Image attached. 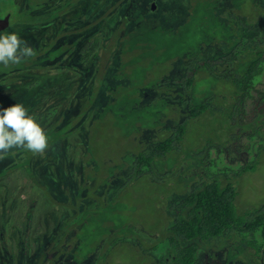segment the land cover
<instances>
[{
    "label": "trees",
    "instance_id": "16d2710c",
    "mask_svg": "<svg viewBox=\"0 0 264 264\" xmlns=\"http://www.w3.org/2000/svg\"><path fill=\"white\" fill-rule=\"evenodd\" d=\"M154 1L156 2H150L148 8H152L146 13L144 2L139 4L136 0H97L96 7L88 9V6H84L83 9V12L87 9V14L91 10H98L95 24L86 15L80 14L79 19L72 16L77 32L81 31L83 25L90 29L96 25V30L88 37L86 44V49L88 47L95 60L85 66L87 75L82 74L81 77L87 84H82L76 94L80 95L86 106L78 116L69 118L61 130L67 126L68 130L73 128L83 119V113L87 118L90 117L89 121L94 120L89 126L91 134L87 150L91 161L89 165L86 164L92 175L91 182L82 178L70 184H61L60 177L56 176V167H59V163L67 155L70 144L57 150L47 147L42 156L28 151L29 159L24 156L25 150L21 153L12 149L3 154L0 157V179L22 169L29 177L26 184L28 187H24V191L30 195V203L28 214L23 216L22 220L17 221L16 211L11 217L16 220L11 228L8 227L10 233L7 238L0 242L7 245H0L1 264H13L15 255L20 257L16 259L15 264H120L119 258L122 257L127 244L134 246L142 264H197L202 247H207L204 243L221 236L226 238L227 232L232 228L253 236L261 235L263 243L255 240L249 243L259 252L264 251V205H260L254 214H251V209L240 210L238 198L241 192L231 177L234 172L235 178H240L249 171L254 172L261 162L258 158L264 159V144L258 141L259 137L264 138V89L259 87L264 77V28L255 31L257 25L264 24V1L256 0V9L249 0H246L244 5L243 0H235L234 5L229 7L224 6L225 0H186L183 15L187 18L180 21L184 17H179L171 22L162 19L153 9L151 3ZM65 3L62 2L63 8L59 9V13L54 9L55 15L60 16L68 10L69 4L64 5ZM209 3L214 4L213 15L216 19L211 22L213 26L215 22H221L214 27L227 29L226 35L220 36L216 33L215 55L200 52L203 48L195 52L188 50L184 54L187 44L181 41L179 53H173L167 60L157 56L158 45L171 47V41H163V37L171 39L180 36L182 33L179 31L185 23L190 18L195 19L197 14L207 12ZM137 4L140 14L137 13L136 18L132 13L124 16L123 11H134ZM248 6L256 11L259 9V17L251 19L246 16ZM237 14L242 15L239 17ZM110 15L112 22L108 23L106 17ZM235 17H238V20ZM162 22L166 24L165 27L161 25ZM64 24L66 28L68 25L66 22ZM16 28L17 25L13 30ZM4 33L5 30L0 32V35ZM158 33L161 40L156 43L154 37ZM230 46L232 53L225 58L223 55L229 51ZM24 60L30 63L29 65L40 64L35 61V56ZM144 61H152L150 68L154 69L157 65L159 70L148 76L151 80L140 89L141 92H133L135 86L131 87L130 71L141 69ZM227 64L233 67L229 71L226 70ZM25 66L28 65L9 64L5 67L0 64V109L23 103L29 115L41 125L45 118L35 113L33 115L26 105V87L28 86L27 95L31 97V101L42 103L48 101L43 100V95L47 92L41 93L39 88H35L39 79H65L69 85L61 86L59 83L57 87L59 86L60 93L66 96L70 82L78 80L79 77L77 74H71L72 70L65 66H58L56 75L41 73L29 76L26 73L25 76ZM176 70L179 73L176 75L177 80L173 81L179 83L186 91L191 89V93L196 81L201 83L205 76L215 79L227 78L232 86L234 98L221 95L224 92L222 89L216 90H221L216 92L218 94H208L203 98L181 95L175 87V82L169 78ZM48 86V89H52L56 84L50 82ZM84 87L86 90L82 92ZM40 94L42 98L39 99L37 97ZM96 98L98 102L92 106L91 102ZM215 99L232 100L230 104L223 106V111L227 112L228 109L223 118V131H230L231 135L224 141L228 146L211 142L205 149L193 154L186 153L184 138L198 123H201L203 130L211 129L219 133L220 128L216 126L222 113L218 107L209 105ZM62 107L65 105L62 104ZM48 114L49 118L53 117L52 112L43 113L46 116ZM111 115H116L119 120L105 124L106 127L99 124ZM95 122L97 124L94 126ZM54 125L58 127L59 124ZM110 127L121 133L119 139L122 140L116 138L114 141L123 145L127 153L120 162H115L119 164L116 166L111 165L113 160H97L92 146L94 141L105 145L106 140L110 139ZM59 131H56L54 138L51 137L54 130L45 132L47 137H50L48 146L70 136L66 132L59 135ZM142 131L145 136L151 133V137L155 139L152 146L140 141ZM235 137L249 138L243 149L245 154L237 156L234 151L235 146L232 145L236 143ZM242 140L240 139V142ZM213 152L217 153L216 156ZM247 152L254 153L255 156ZM68 154H71L70 150ZM218 154H223L230 160L244 161L246 164L235 171L229 163L223 165V168L220 167L218 174L213 173V168H219V159L222 158ZM176 158L180 163L173 165L172 161ZM12 162L18 164L14 171H11ZM176 174L180 178L189 176L186 181H189L191 186L190 193L181 197L174 193L171 195L174 202L171 210L174 216L169 233L155 241L151 236L145 238L144 224L132 220L131 214L128 216L126 213L124 197L134 195L136 189L138 193L164 194L165 191L159 192L157 188L166 190L173 187L171 180L180 179L176 178ZM40 179L44 183H41ZM38 183L44 184V187L50 190L52 202L39 204L42 188ZM4 207H1V212H6ZM243 213L246 215L241 216ZM2 215L4 216V213ZM126 217L127 221H123ZM34 218L37 221H34ZM107 224L110 227H104ZM160 241L168 242L171 249L169 255L164 256L158 251ZM78 247L82 251L81 254L73 252V249Z\"/></svg>",
    "mask_w": 264,
    "mask_h": 264
},
{
    "label": "rangeland",
    "instance_id": "374dc122",
    "mask_svg": "<svg viewBox=\"0 0 264 264\" xmlns=\"http://www.w3.org/2000/svg\"><path fill=\"white\" fill-rule=\"evenodd\" d=\"M122 1V0H121ZM159 1V2H158ZM154 1L152 4L156 5L155 11H157L160 14V17L164 20H169L170 22L179 17H184L183 13L185 12V5L187 4L186 0H158ZM226 1H231V0H226ZM246 0L242 1L245 3ZM253 5L257 7L256 0H249ZM253 1V2H252ZM264 1V0H261ZM10 0H0V4L3 5L7 9H13L15 8V5ZM38 3H41V0L37 1ZM101 2V1H100ZM137 3H145L146 7V13L150 11L148 8L150 6V2L152 0H136ZM239 2V0H237ZM103 3V2H101ZM248 3V2H247ZM139 4H137V9L134 11H123L124 16H128V14H133V17L136 18V14H140L138 9H140ZM211 6V7H210ZM214 4H210L207 7V12L205 11L204 13L197 14L194 18L195 19H189L188 22L185 23L183 28L179 31L182 33L180 36L174 37V38H167L163 37V41L170 40V46H163V45H158L157 50H156V55L160 56L162 59H168V57L172 56L173 53H179L180 52V47L182 45V42H185L187 44L186 50L184 54L188 50L192 51H198L201 50L202 48H205L211 56L215 55L214 52V47H215V42L214 38L216 36V33L220 36L226 35L227 34V29L224 27H218L215 28L214 26H218L219 23L221 22H215L214 26L211 23L213 20L216 18L214 17V10H213ZM224 6L229 7L230 4L226 3ZM42 10V9H40ZM87 10V9H86ZM86 10L84 11L85 15L87 16L88 14L86 13ZM209 10V11H208ZM260 10L256 11L253 7L247 8V11L245 12V15L250 17L251 19H255L259 17ZM239 17H241L242 14H237ZM187 17L185 16L183 19L180 21L186 19ZM109 20V21H108ZM106 21L112 22V18L106 17ZM253 21V20H251ZM180 23V22H179ZM164 27L166 24L164 22L161 23ZM264 28V24L258 26L255 28V31H257L259 28ZM19 28H16L14 30H10L9 33H17L19 37L24 40V33L23 32H17ZM5 32V34H9ZM159 33L154 37V41L156 43L160 42L161 38L158 37ZM160 39V40H159ZM182 39V40H180ZM181 43V45H180ZM180 46V47H179ZM160 52L159 54H157ZM183 54V55H184ZM25 60H22L21 63L19 64L20 66L24 65H29L30 63L24 62ZM153 61V60H152ZM152 61H144L142 63V68L137 70L133 69L131 70V87L134 85L135 89H132L133 92H141L140 89L144 87V85L148 82H150V78L148 76L156 71L159 70L158 66L156 65L154 69H151V62ZM138 65H136L137 67ZM166 67V66H165ZM162 70H165V68H162ZM227 70V69H226ZM173 71V70H172ZM171 71V72H172ZM44 71H42L43 73ZM47 71L45 72V74ZM178 73V70L172 72V76H176ZM207 76H205L206 78ZM204 78V79H205ZM230 82L226 80L223 84H219L218 81L215 79H212L209 77L208 79H205L202 81L201 87L202 89H207L208 91L204 93L205 97L208 94L220 92L216 91L219 89L224 90L226 93H232V86L229 84ZM62 85L65 84V81H62ZM261 89H264V79L262 83L259 86ZM39 91V90H38ZM47 92L46 94L43 95V100H48V101H43L42 103H37L35 101L32 102V105L34 106L35 114L39 115L41 118L47 119L48 115H43L47 110H51L54 108V98L55 94H51L52 92H48L46 90L41 91V93ZM218 94V93H216ZM37 98H42V95L40 94ZM253 108V107H251ZM223 112V110H222ZM228 112V109H227ZM33 113V115H34ZM224 114L219 115L217 126L220 128L219 133H217L215 130L212 131L211 129H202L201 123H198L197 126L191 131L187 133L186 137L184 138L183 145L185 146V152H198L201 149L207 148L208 144L211 142L215 144H225L231 135L230 131H223V118ZM119 119L116 118V115H111L107 116L105 120H103L101 123L102 126L106 127V125H109V123H114L118 121ZM85 124V123H84ZM88 124V122L86 123ZM97 124L95 122L94 126ZM219 124V125H218ZM191 125V123H189ZM41 126V125H40ZM42 127V126H41ZM43 129V127H42ZM69 127H65L63 130L59 131L61 134L59 135H64L65 132H70V134H73L72 129L68 130ZM202 129V130H201ZM188 130H186L187 132ZM58 132V133H59ZM224 132V133H223ZM145 132L142 131L140 135V141L143 143H147L149 146H152L155 143V139L151 137V133L148 136L144 135ZM121 133L114 128L108 130V138L109 140H106L105 145H101V142L99 141H94L92 143V146L95 151V158L97 160L103 161V160H113L111 165H119L115 162H120L124 157H126L127 153H125V147L123 145H119L116 143V138L119 139ZM49 137V136H48ZM50 138V137H49ZM119 140H122L119 139ZM246 141V139H244ZM120 142V141H119ZM149 142V143H148ZM220 142V143H219ZM200 143V144H199ZM71 144V138L70 142ZM69 144H61V147L64 145H69ZM197 144V145H196ZM195 145V146H194ZM198 146V147H197ZM147 149V148H146ZM24 149H16L17 152H23ZM28 151L25 150L24 156H27L29 159V155L27 154ZM214 155L216 156L217 153L213 152ZM219 156H222L220 158V163H219V168H213V173L218 174L220 172V167L223 168V165L231 163V165L234 167L235 171L239 170L240 166H244L246 163L241 160H230L228 157H226L223 154H218ZM93 156V155H92ZM261 162L257 161L258 165L255 171L247 172L244 175H242L240 178H235V172L233 173L232 177V182L235 183L237 189L240 190L241 194L238 198V203H239V209L243 210L244 208L246 209H251V214H254L259 208L260 205H264V159H260ZM212 161V160H211ZM180 163L179 159H173L172 164L175 165L177 163ZM34 166V165H33ZM103 166V165H102ZM98 166V167H102ZM12 170L14 171L17 167L18 164L13 163L11 164ZM87 172L90 174L89 169L87 168ZM91 175V174H90ZM92 176V175H91ZM176 178H180L176 174ZM82 179L81 174H78L77 178L74 180H79ZM38 180V179H37ZM41 180V179H40ZM186 178H180L179 180H171V183L174 184L173 187H168L165 189H162L160 187L157 188L159 192L165 191L164 194H153V193H138V190L136 189V192L134 195L130 194L129 196L124 197L126 199V202L124 201V205L127 207L126 213L128 216L131 214L132 220L139 221L140 223L144 224L145 226V238L151 236L152 240L155 241L158 237L162 239V237H165L166 233H169V228L172 225V219H173V212L171 210V206L174 203L171 200V195L174 193L177 197H181L183 194H189L190 193V188L191 186L189 185V181H186ZM29 177L28 175L23 172L22 169L11 172L9 175L6 177H2L0 179V242L4 239L7 238L8 233H10V230L8 227L13 226V221L17 219V221L22 220L23 216H27L28 214V204L30 195L28 192L24 191V187H28L26 184H28ZM39 181V180H38ZM40 182V181H39ZM237 182V183H236ZM41 183H44L41 180ZM38 186L41 187V192L39 196V204L43 205L44 202H52L51 200V193L50 190L47 189V187H44V184L38 183ZM140 188V187H138ZM141 189V188H140ZM35 191V190H32ZM166 192H169L168 194ZM39 194V193H38ZM98 202V197H95ZM160 203V204H159ZM237 203V202H236ZM249 203V204H248ZM247 204V205H246ZM241 205V206H240ZM5 206L4 208L6 209V212H1V207ZM14 211L17 212L18 216L16 219H11ZM121 211V210H120ZM4 213V216L2 215ZM120 215V213H119ZM246 215V213H243L241 216ZM36 218L38 216H35ZM2 218V219H1ZM36 218H34V221H37ZM126 217L123 221H127ZM11 219V220H8ZM108 220V219H107ZM104 227H110L109 224L105 225ZM9 230V231H8ZM230 236V245L227 247L226 245H219V248H228V249H234L236 247H241L239 240L235 239V234L238 236H241V233H237V228H232ZM139 233V230L137 231ZM225 237H221L220 241H224ZM3 247L7 246L4 243H1ZM128 245V246H127ZM125 247V250L122 252V257L119 258L120 264H142L140 262V259L138 258V252L132 246L131 244H127ZM29 248V247H27ZM250 250L252 252H248L245 256V260L247 261L248 264H260L259 261L255 258L256 254V249L251 248ZM76 252L77 254H81L82 251L80 248L73 249V252ZM158 251L162 253V255L167 256L170 254L171 249L167 241H160L159 243V248ZM138 254V255H136ZM20 258V257H19ZM17 255L14 257V262L13 264L16 263V259H19ZM6 260V258H5ZM139 261V262H138ZM0 264H1V259H0ZM213 264V263H210Z\"/></svg>",
    "mask_w": 264,
    "mask_h": 264
},
{
    "label": "flooded vegetation",
    "instance_id": "af4514ba",
    "mask_svg": "<svg viewBox=\"0 0 264 264\" xmlns=\"http://www.w3.org/2000/svg\"><path fill=\"white\" fill-rule=\"evenodd\" d=\"M41 1V3H38L37 0H13V4L15 5V8L13 9H7L0 4V19L9 18L10 23L8 29H6L5 32H9L11 29L13 30V28L17 25V28H19L17 32L24 33V38L28 42L27 44L34 49L36 54L40 52V54L37 55L35 61H39L41 65L47 66V69H52L51 72H49L50 75L58 74V66L68 67L69 70H72L71 74H77L79 77L78 80L70 82L72 85H77V93L79 92V88L81 89L82 84H87V82L81 77L82 74L84 76L87 75L85 66H88L92 61L95 60V58L90 54L88 47L86 49V44L88 43V37H90L92 33H94L93 31L96 30V25L93 29L85 28L86 26L83 25L81 27V31L77 32L78 29L75 30L76 24L74 23V19L72 16L74 15L78 19L81 18V15H85V13L83 12L84 6H88V9L96 7L97 0H70L69 2L68 0H62L60 2L59 0ZM234 1L235 0H231L229 2L225 0V3L234 5ZM10 2H12V0H10ZM62 2H66L71 6H69L68 10L66 12H63V14H61L60 16L55 15L56 13L54 9L58 10L57 13L60 12L59 9L62 10ZM239 2H241V0H239ZM97 12V9L91 10L87 15L89 19L94 21V24L96 22ZM109 18H112V15H110ZM65 22L68 25L66 28L64 24ZM85 49L86 53H84ZM78 69L79 71L77 72ZM26 73L27 72L25 70V76ZM171 75L169 76V78L172 82H175L173 80H177V78H175L176 76L171 77ZM211 78L215 79L213 77ZM44 79H46L47 81H45ZM44 79H39L40 81L36 83L35 88H39L41 91H48V84L50 82H58L57 79L51 80V78L49 77ZM215 80L218 81L219 84L224 83L223 79ZM66 83L68 82L66 81ZM31 84L34 88L33 83ZM201 84L202 81L201 83L196 81V85L193 88L192 93L191 89H188V91H186L179 83L175 82V87L181 92V95H189V98H192L200 95L203 96L204 93L208 91L207 89H202ZM27 87L24 92L26 105L33 114L36 110L34 109L32 102L35 100L31 101V97L27 95L29 93L27 91L29 90L27 89ZM85 90V87L82 88V92ZM97 102L98 101L96 98L95 101L91 102L92 106H95ZM69 103L70 104H67L65 107L55 104L53 109L46 111L52 112L53 117L49 118L48 114L47 119H45L44 122L41 123V126L43 127L44 132H49V130L55 131L51 136L52 138H54L56 131L61 130L64 125L68 123L67 121L69 118L76 115L78 116L86 106V104L82 103L80 95H76L72 100H70ZM93 109L95 110L96 107H94ZM89 118L90 117L87 118L85 116V113H83V119L77 122L73 128H71L73 134H70V132L67 131L66 133L70 135L69 137L60 139L48 146L50 150H57V148H62V143L69 144L71 138V144L68 148V152L70 150L71 154L69 155L67 152V155L64 156L63 160L59 163V167H56L58 174H56V176L60 177L61 184H63L64 182L70 184L77 178L79 173L86 176L87 179L91 182L92 176L89 173L85 175V172L87 171L86 164L89 165V161H91V157L88 156L87 151L89 145L88 138L91 134L89 126L94 123V120L89 121ZM87 122L88 124H86ZM54 123H58V127H55ZM66 146L68 145H64L63 147ZM46 152L48 153L49 151L46 150ZM236 154L239 155L238 153ZM84 168L85 170H83ZM237 230V233H241V236H238L237 234H235L234 236L235 239L239 240L241 247H236L234 249H217L219 248L218 244L226 245L227 247L230 245V239L232 237L230 235L232 234L231 231H228V236L224 241H220V238L222 237L221 236L218 238L210 239L204 243L205 245H207V247H202L201 253H199L197 264H248L245 260L246 254L248 252H252L250 250V247L256 249L255 247H252L250 245L249 241L255 240L257 242L263 243V238L261 237V235L256 236L255 234V236H253L250 233H242L239 229ZM255 258L259 261L260 264H264V251L260 250L259 252L256 249Z\"/></svg>",
    "mask_w": 264,
    "mask_h": 264
},
{
    "label": "clouds",
    "instance_id": "9594fccd",
    "mask_svg": "<svg viewBox=\"0 0 264 264\" xmlns=\"http://www.w3.org/2000/svg\"><path fill=\"white\" fill-rule=\"evenodd\" d=\"M230 6H232V4H230ZM155 7L156 5H153V8ZM235 18L236 20H238V17ZM200 52L208 54V51L205 48H203ZM230 52L232 53L231 46L229 48V51L223 56L227 58L230 55ZM38 54H40V52ZM38 54H36L34 49L30 47L26 41L22 40L17 33L0 35V64H3L5 67H7L9 64H20L22 60L30 57L35 56V58H37ZM233 65H235V63H233ZM25 67L26 72L29 74V76H32L34 74H41L42 71H44L43 74L46 71L47 73H49L52 70L51 68L47 69V66L38 63L35 65L33 63ZM232 68L233 67H230V64L226 65L227 71L231 70ZM263 79L261 80L260 84L262 83ZM223 80L225 82L227 78H224ZM59 83L61 86L69 85L68 83H66V81L64 85L61 84L62 81H58L55 82L56 86H54L52 89H48V92H52L51 94H55L54 104L58 106H62V104H64L66 106L67 104H70V100H72L76 96L77 85H73V87L71 86L72 84H70L69 89L66 92V96H64L63 93H60L59 86L57 87ZM55 87L57 88L55 89ZM221 95L227 96V98H234L232 93L222 92ZM231 102L232 100L217 101V99H215V101L211 102L209 105H211V107H218L222 114H226V111L222 112L223 106L230 104ZM82 103L85 104V102ZM240 139L243 140L240 142ZM244 139H246V141H244ZM248 139L249 138L246 137L234 138L236 143L232 146H235V151L239 154L237 156L245 154L243 152V149L245 144L249 142ZM258 141L264 144L263 137H259ZM225 145L228 146L226 143ZM47 147V135L45 134L42 127L37 123V121L29 115L28 110L25 108L23 103H17L11 107L0 109V157H2L3 154H6L9 150L12 149H24L33 153L42 154ZM42 155H44V153ZM85 175H87L86 172ZM81 176L82 178L87 179V177L83 174H81ZM188 177L189 176L184 175L181 178L187 179Z\"/></svg>",
    "mask_w": 264,
    "mask_h": 264
},
{
    "label": "water",
    "instance_id": "95a60500",
    "mask_svg": "<svg viewBox=\"0 0 264 264\" xmlns=\"http://www.w3.org/2000/svg\"><path fill=\"white\" fill-rule=\"evenodd\" d=\"M9 25V18L0 19V32L8 29Z\"/></svg>",
    "mask_w": 264,
    "mask_h": 264
},
{
    "label": "bare ground",
    "instance_id": "6f19581e",
    "mask_svg": "<svg viewBox=\"0 0 264 264\" xmlns=\"http://www.w3.org/2000/svg\"><path fill=\"white\" fill-rule=\"evenodd\" d=\"M37 1H38V0H37ZM69 1H70V0H68V2H69ZM17 2H18V1H17ZM20 2H21V1H20ZM73 2H74V1H73ZM73 2H72V3H73ZM58 4H59V3H58ZM73 4H74V3H73ZM30 5H31V4H30ZM61 5L63 6V4H61ZM64 5H66V3H65ZM74 5H75V4H74ZM20 6H21V5H20ZM69 6H71V5H69ZM67 7H68V6H67ZM62 8H63V7H62ZM65 8H66V7H65ZM74 8H75V7H74ZM67 9H68V8H67ZM72 9H73V8H72ZM57 11H58V10H57ZM57 11H56V12H57ZM64 11H65V10H64ZM61 12H63V11H61ZM68 12H69V11H68ZM68 12H67V13H68ZM67 16H68V15H67ZM10 17H11V16H10ZM38 19H39V18H38ZM52 19H53V18H52ZM12 20H13V19H12ZM48 20H49V19H48ZM48 20H47V21H48ZM65 20H66V19H65ZM10 21H11V20H10ZM44 21H45V20H44ZM172 113H173V112H172ZM163 116H164V115H163ZM178 116L180 117V115H178ZM181 116H182V115H181ZM183 116H184V115H183ZM186 116H187V115H186ZM184 118H185V117H184ZM171 119H172V118H171ZM173 121H174V120H173ZM173 123L175 124V122H173ZM176 124H177V123H176ZM169 125H170V124H169ZM172 126H173V125H172ZM172 126H171V127H172ZM175 126H176V125H175ZM84 141H85V140H84ZM199 144H200V143H199ZM196 145H197V144H196ZM85 146H86V145H85ZM194 146H195V145H194ZM197 147H198V146H197ZM85 150H86V149H85ZM174 177H175V176H174ZM172 179H173V178H172ZM165 181H167V180H165ZM165 181H164V182H165ZM159 204H160V203H159Z\"/></svg>",
    "mask_w": 264,
    "mask_h": 264
}]
</instances>
